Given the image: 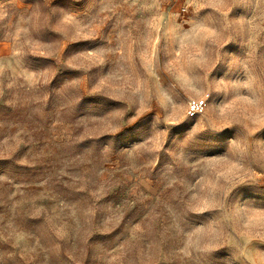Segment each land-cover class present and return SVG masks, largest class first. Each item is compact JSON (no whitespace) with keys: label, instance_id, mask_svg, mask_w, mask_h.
I'll use <instances>...</instances> for the list:
<instances>
[{"label":"rangeland","instance_id":"374dc122","mask_svg":"<svg viewBox=\"0 0 264 264\" xmlns=\"http://www.w3.org/2000/svg\"><path fill=\"white\" fill-rule=\"evenodd\" d=\"M0 264H264V0H0Z\"/></svg>","mask_w":264,"mask_h":264}]
</instances>
